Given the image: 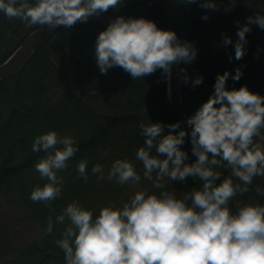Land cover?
<instances>
[{
  "label": "clouds",
  "instance_id": "clouds-1",
  "mask_svg": "<svg viewBox=\"0 0 264 264\" xmlns=\"http://www.w3.org/2000/svg\"><path fill=\"white\" fill-rule=\"evenodd\" d=\"M183 2L217 10L214 0ZM119 3L120 0H0V12L29 28H71ZM236 23L235 59L241 60L246 54L250 25L264 30V15L250 16L244 25ZM230 44L231 38L224 36L223 45ZM197 52L192 43H181L174 31L162 30L145 18L123 16L101 31L95 43L101 74L120 67L133 80L162 70L167 82L172 66L190 64ZM180 72L188 83L186 70L181 68ZM230 75L227 71L217 75L213 94L186 120L191 128L192 155L197 157L194 163H186L188 154L182 145L189 133L180 122L139 124L144 146L135 152V157L142 163L144 178L161 190L158 195L135 191L119 207L111 202L100 207L95 217L79 201L67 204L56 221L63 224L67 218L70 223L55 241L64 253L65 264H264V205L247 203L235 213L229 206L237 194L249 191L254 178L264 177V96L252 93L247 86L227 90ZM242 75L237 68L231 78L239 81ZM202 83L203 77H197L192 86ZM165 128L169 130L167 134ZM254 137H259V142H254ZM32 151L45 153L34 169L48 182L35 187L30 199L48 206L62 194L64 181L57 173L68 167L78 151L76 140L49 131L35 138ZM87 166L86 159L76 164L77 179L85 183L89 179ZM224 167L230 170V176L222 179L217 169ZM91 171L93 175L100 173L96 175L98 182L107 179L120 186H137L141 180L134 164L126 159L112 162L107 176L99 163ZM233 177L240 183H234ZM187 178H198L202 187L180 197L166 189L165 179L185 182ZM256 192L260 193L259 187ZM52 231L49 216L46 234Z\"/></svg>",
  "mask_w": 264,
  "mask_h": 264
},
{
  "label": "trees",
  "instance_id": "trees-1",
  "mask_svg": "<svg viewBox=\"0 0 264 264\" xmlns=\"http://www.w3.org/2000/svg\"><path fill=\"white\" fill-rule=\"evenodd\" d=\"M131 1L132 3L127 4V0H121L117 7L114 9L110 8L108 10V13L115 17L123 16L125 18H128L127 15H123L120 12H122V10H126L125 13H128L132 9L133 3L137 0ZM147 1L154 2L157 0H145V2ZM250 1L254 2L255 8L259 9L257 13L264 15V0H214L215 4L217 5V10L215 11L210 9H202L199 6V3L186 4L183 2V0L174 1L178 6L177 15L180 17L182 27L186 31L185 39L188 42L192 43L198 50L197 57L194 61L191 62V64H194L198 76L203 77L202 86L207 91L209 97L214 92L213 86L218 74L222 75L225 71L229 72L231 75L226 83V88L227 90H238L242 85L241 81H234L231 78V76L235 75V70L237 68H243L242 72L244 74V80L252 79V76L254 74L261 72L260 70H263L262 72H264V64H262L264 63V30H261L258 25L255 24L254 26V24H252L254 28H252L250 33L246 34L247 42L251 41V44H253L252 47H250V44L248 43L249 46L245 47L246 54L241 60H236L234 56V43L238 39V37L236 36V22L239 21L240 25H244L246 23V20L244 21L239 18V8L243 4H246ZM30 2H32V0H30ZM161 2L163 3L165 1L161 0ZM204 15H207L209 18L207 20L201 19V17ZM22 23L23 22H21L19 19L9 20L2 12H0V63L4 62L12 54V52L15 51V49L20 45L28 32L39 26L36 25L26 33L24 32L25 34L15 43L10 44L11 47L8 49V51L2 54L1 49L3 45L2 40L4 39V35L19 26L23 29ZM90 27H92L93 29H98L100 31H104L106 29L105 27L90 19L85 23L77 22L71 28L62 27L32 56L28 64L19 73L0 83V89L3 91L1 92V94L9 95V85H13L14 92L12 93L14 94V96L19 97L20 93L21 96H23L22 98H25L26 101L31 99L35 101L39 99L40 96L45 95L49 91H52L54 89L57 90L62 87L63 95L53 105V107L55 108L51 109L44 116L43 121L55 128L56 125H51L50 121L56 118L58 120H63L67 118L70 119L71 117V119H80L79 122H82V118H84L85 120H89V118H91V116H89V114H91L89 113V109L90 107L93 108L92 106L95 105L94 102L97 103L98 101H100L103 104L105 103V101H107L106 96L108 94H110V96L114 95L107 90L106 92L100 91V87L105 83V80L108 76L117 74V72L124 73L128 84H130V82L128 81L129 76L120 67L109 69L106 75L101 74L95 58L96 40L94 39L93 29ZM75 30H79L80 32L84 33L83 36L75 34L73 32ZM233 34L236 37H233ZM224 36L230 37L233 41V44L224 46ZM227 57H232V59H234L233 62H224ZM66 63L75 65L77 66L76 68H79L80 70L86 72L89 85L91 83H93L94 85L95 95L92 94L91 100L82 98V96L78 92L71 89V87L63 86V84L61 85L60 83H58L59 80L54 79L55 72L64 67ZM234 66H236V68ZM181 68V65H179V70ZM28 69H31L32 72H29V76L27 75L26 77L25 74L27 73ZM180 74L181 79H183V75L181 72ZM154 76L157 79L158 87L160 88L159 95L155 91L152 93L151 91L146 89L145 85H143L142 83H134L133 86L128 85V90L126 91L125 89V92L123 94H116L120 95L122 101L123 98H125V102H120V106H125L126 109H130L131 112L145 109V113H151L152 117L157 118L163 122H168V125L177 123L172 118L167 108V82H165L164 80L162 70H157L154 73ZM255 77L256 76H254L253 78ZM29 82L32 83L33 86H31ZM91 86L92 84L90 85V87ZM19 89L21 90V92ZM12 93L10 94L13 95ZM182 94L184 109L187 115L190 117L192 114L188 110L186 97L187 94L183 80ZM119 101L120 99H118L115 103H119ZM22 104L24 105V109L26 107V110L28 111L26 113L27 115L23 113L19 114V112L17 113L21 116L22 124L27 125L31 119H34V113L31 112L37 111L38 108L37 106H35V104ZM113 107L120 109V107L118 106L113 105ZM82 113H84V116L82 115ZM66 116L67 118H64ZM126 119L128 122L127 124H129L124 125L127 128V132L125 133V138L120 137L121 140L123 139V145L121 146L126 151H124L125 153H121L123 151L121 150L120 153L121 155L125 156V158H119L126 159L132 162L135 166V169H137L138 171L139 169L143 170L142 163L137 161L136 157L134 156L135 153H132V150H135L136 148L135 143H137L140 147L144 146V138L141 136L139 128V124L143 121L136 120V118L133 116L126 117L125 120ZM125 120H123L121 117L111 118L109 115H103V121H105V125L101 130H99L97 134H95V136L89 142L83 144L82 146H76L78 148V151L71 161H77L78 159H91L92 162H94L93 165L99 163V158H97L95 154L99 152L98 148L103 144V139L105 138L106 134L110 133L109 125L110 127H113V122L118 123ZM120 124L122 125L123 123ZM130 126L131 128H129ZM185 139L190 143L189 150L191 151L192 160L195 162L197 157L192 155L190 134ZM119 150L120 149L118 148L117 151ZM22 151H32V146L29 147L28 136L26 135L22 136L21 139H18V141L9 148L8 153L6 152L7 154L5 155V157L0 161V190H3V185L7 184L6 181H8L12 176L17 173L29 171L34 167L38 159L45 155V153H43L42 151L40 153H34L32 151V153L21 166H13L12 162L16 159L17 154L21 153ZM152 155H155L154 150L152 152ZM88 170L90 171V169ZM217 170L222 173V179L224 177L230 176V170L227 169V167ZM168 183L169 185L168 187H166V189L169 191H174L177 196L180 197L182 193L189 192L193 188H201L203 182L198 178H187L185 182H172L170 180H166V184ZM217 183H219V181ZM237 183H240V181L237 180ZM257 187L260 188V193L256 192ZM160 191L161 190H158L157 192ZM64 193L67 195L63 194L62 197H58L57 199L53 200V205L51 203V205L49 204L48 206H46L44 202H39L37 207H41V210H37L36 214L44 217L47 213L53 212L54 209L56 210L60 208L65 202L68 201V199L70 198V195L68 194H71L72 191L70 193ZM236 198H238L237 202L239 204L233 202ZM26 203L29 204L30 207H33L35 204H37L28 202ZM247 203H259L261 205H264V177L254 178L253 184L249 186V191L247 193L237 194V196L229 202V206L231 208V211L235 213L239 207Z\"/></svg>",
  "mask_w": 264,
  "mask_h": 264
},
{
  "label": "rangeland",
  "instance_id": "rangeland-1",
  "mask_svg": "<svg viewBox=\"0 0 264 264\" xmlns=\"http://www.w3.org/2000/svg\"><path fill=\"white\" fill-rule=\"evenodd\" d=\"M127 1V4L132 3L131 0ZM164 1L163 22L158 28L174 31L177 34L179 41L184 43L187 41L185 39L186 31L182 27L180 17L177 15L178 6L176 5V2H174L176 0ZM152 3L153 2L149 1L145 2V0H137L133 3L132 9L128 13H125L126 10H122L120 13L127 15L128 18L148 19L149 7ZM258 10L259 9L255 8L254 2H247L239 8V18L247 21L248 17L256 16ZM22 25L23 29L19 26L4 35L1 49L2 54L8 51L11 47L10 44L15 43L32 28L26 27L24 23H22ZM254 26L250 25L251 29L254 28ZM73 32L77 35L79 34V36H83L84 34L79 30ZM100 32L101 31L98 29H93L95 40ZM236 36L233 34V37ZM248 43L250 44V47H252L253 44H251V41H248L245 47L249 46ZM233 60L234 59H231L230 61L229 57H227L224 62L230 61L231 63ZM180 65L186 70V75L189 78L188 83H185V74L182 73L183 79H181V83L183 80L187 94L188 110L193 115L196 110L209 99V96L202 84L196 87L192 86V81L199 77L194 64L181 63ZM76 67L77 66L75 65L66 63L64 67L61 68L62 70L60 69L55 72L54 79L59 80L58 83L61 85L63 84V86L71 87V89L78 92L82 98L91 100L94 85L91 83L92 86L90 87L91 84L89 85L86 72ZM234 67L236 68V66ZM240 69L242 70L243 68ZM260 71L261 72L256 74H254V72L252 79L248 80H244L243 74L239 81L242 83L241 87L247 86L252 93L264 96V72H262L263 70ZM29 72H32V70H27V73L25 74L26 77L27 75L29 76ZM126 74L129 76L128 81L130 84H128L124 73L117 72V74H112L107 77L105 83L100 87V91L106 92L107 90L114 95L110 96V94H108L106 96L107 101L103 104L100 101L97 103L94 102L95 105L92 107L95 108L93 109L90 107L89 109V113H91L89 114V116H91L89 120L82 118V122H79L80 119H71V117L68 119L67 116L64 117L67 119L63 120H58L56 118L50 121L51 125L53 124L57 126H55V128L45 123L43 118L51 109L55 108L53 105L63 95L62 87L57 90L54 89L49 91L35 101L33 99L26 101L25 98H22L23 96H21L20 93L19 97L14 96L12 93L14 92L13 85H9L8 92L13 94L11 95L9 93L10 96L5 94L2 95L1 92L3 91L0 89V161L8 153L9 148L14 145L18 139H21L22 136L25 135L28 136L29 147L32 146L38 135L49 131H55L61 137H73L76 140V146H82L89 142L105 125L103 115H109L111 118L121 117L123 120H125L126 117L133 116L136 120L143 121L144 123L151 121L152 123L160 122L164 125H168V122H163L152 117L151 113H145V109L131 112V110L126 109L125 106H120V102L124 103L125 98H123L122 101L120 95L116 94H123L125 89L126 91L128 90L127 86H133L134 83H142L145 85L146 89L152 93L155 91L158 95L160 94L158 81L154 74L136 80H133L128 73ZM254 76L256 77L253 78ZM29 84L33 86L32 83L29 82ZM118 99H120L119 103H115ZM22 103L26 105L35 104L38 108L37 111L31 112L34 113V119H31L27 125L22 124L21 116L19 115L20 113L26 114L28 112L26 107L24 109ZM113 105L120 107V109L114 108ZM17 112H19V114ZM82 115L84 116V113H82ZM120 123L123 124L121 125ZM127 123L126 119L125 121L118 123L113 122V127L111 126L112 128L109 125L110 133L106 134L103 139V144L98 148L99 152L97 151L98 153L95 154V156L99 158V164L104 168L103 174L105 176H107L112 162L116 159H120L119 157L125 158V156L121 155V153H125L126 151L121 146L123 145V139L121 140L120 137L125 138L127 128L124 125H129ZM129 128H131V126ZM168 131L169 130L165 128V134H167ZM189 145L190 143L185 139V143L182 145V150L188 154V160L186 163H194L191 157V151L189 150ZM135 146L136 148L135 150H132V153H135L140 148L137 143H135ZM118 148L120 149L119 151H117ZM121 150L123 151L120 153ZM106 152L107 155H105ZM31 153L32 151H22L17 154L12 165L17 167L21 166ZM71 160L72 158L69 161ZM78 161L79 159L77 161L68 162V167L57 173L58 177H62L64 181L62 194L59 198L62 197L63 194L67 195L64 192L70 193L72 191L71 194H68L70 195V198L60 208L56 210L54 209L53 212L47 213L44 217L36 214L37 210H41V207H37L39 202L33 207H30L29 204L26 203H33L30 199V194L35 187H42L48 182L46 179H41L39 173L35 171L34 167L27 172L15 174L8 180L9 183L6 181L7 184L3 185V190H0V264H65L64 253L58 246H56L55 241L61 238L62 232L69 225L70 221L66 218L64 223L61 224L56 221V217L62 213V210L68 203H71L74 200L79 201L87 210L93 211L95 217L99 214L100 207L106 206L110 202L119 207L122 203L127 202L135 191L147 190L150 194H159L157 191L160 189L153 188L152 182L144 178L143 170L139 168V171L137 169L136 171L141 176V180L137 186L131 184L120 186L114 183L115 181H108L107 179L98 182L96 175H100V173H97L96 175L92 174L91 169L94 166V162H92L91 159L87 160V174L89 179L87 183H85L83 179H77L76 164ZM88 169H90V171ZM166 180L167 179H165L164 183L166 187H168L169 183L166 184ZM233 180L234 183H237L238 179L234 178ZM237 201L238 198L234 199L233 202L239 204ZM52 202L53 201L50 202V205ZM49 216H51L53 220V231L50 235L46 234Z\"/></svg>",
  "mask_w": 264,
  "mask_h": 264
},
{
  "label": "water",
  "instance_id": "water-1",
  "mask_svg": "<svg viewBox=\"0 0 264 264\" xmlns=\"http://www.w3.org/2000/svg\"><path fill=\"white\" fill-rule=\"evenodd\" d=\"M117 17L110 13H102L99 16H91L89 19L97 22L101 26H107ZM149 20L155 22L157 26L163 22V5L161 2L151 4L148 13ZM63 26L50 28L49 26H38L31 30L22 40L20 45L2 63H0V83L15 76L30 61L32 56ZM167 108L176 122H180L181 128L189 134L191 128L186 120L189 118L183 106L182 83L179 65L172 66L171 78L167 81L166 87ZM254 142H259V137H254Z\"/></svg>",
  "mask_w": 264,
  "mask_h": 264
},
{
  "label": "flooded vegetation",
  "instance_id": "flooded-vegetation-1",
  "mask_svg": "<svg viewBox=\"0 0 264 264\" xmlns=\"http://www.w3.org/2000/svg\"><path fill=\"white\" fill-rule=\"evenodd\" d=\"M157 1H158V0H157ZM154 2H156V1H154ZM154 2H153V3H154ZM162 4H163V3H162ZM163 6H164V5H163Z\"/></svg>",
  "mask_w": 264,
  "mask_h": 264
}]
</instances>
